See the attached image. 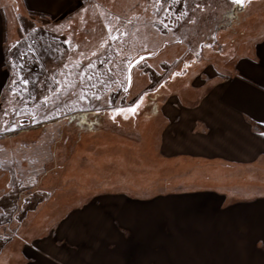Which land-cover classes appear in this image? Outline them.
Listing matches in <instances>:
<instances>
[{
  "label": "rangeland",
  "instance_id": "obj_1",
  "mask_svg": "<svg viewBox=\"0 0 264 264\" xmlns=\"http://www.w3.org/2000/svg\"><path fill=\"white\" fill-rule=\"evenodd\" d=\"M149 1L85 0L77 11L52 18L29 14L22 3L15 4L17 0L1 1L4 6L8 4L5 15L9 35L0 74V213L6 214L0 225L2 221L8 223L15 212L11 226L21 221L25 228L14 234L16 243L30 242L46 231L52 233L67 211L92 200L99 191L117 189L101 185L105 176L127 183L120 189L156 194L162 191L161 185H146L161 181L162 169L168 172L177 168L148 154L155 146L156 133L151 130H157L152 118L169 99L171 87L163 83L175 80L174 75H180L188 63L207 59L202 53L205 47L211 46L224 56L231 43L217 52L214 21L224 14L229 17L232 5L229 0H163L152 15ZM248 6L257 18L264 19V0H250L236 12L234 22L242 18ZM29 24L34 29L32 34H26ZM243 27L238 23L233 30L239 40ZM179 43L185 45L181 56L175 63H164L169 46ZM16 44L18 51L13 49ZM141 56L144 58L132 68V82L127 87L129 67ZM24 176L28 177L27 184L18 187ZM37 177L38 184L30 188L28 183L32 185ZM240 206L242 209L237 210H244L242 216L223 219L233 220L239 235L245 233V222L250 223L245 218V203ZM32 210L38 212L33 214ZM258 222L259 244L264 248V218L252 224ZM97 225L87 227L90 231L85 244L79 243L77 248L99 245L101 228ZM3 229L0 226L3 234L9 230ZM161 236L155 235L154 242H160ZM185 237L191 250H170L172 238L179 236L166 235V241L152 246V257L157 263L197 262L202 255L194 250L201 241L191 235ZM99 253L94 250L93 258L87 261L98 264ZM184 253L195 256L186 259ZM237 257L228 258L229 264H241L240 258L231 259ZM134 259L129 264H135ZM211 261L216 263L217 259L212 257Z\"/></svg>",
  "mask_w": 264,
  "mask_h": 264
},
{
  "label": "crops",
  "instance_id": "obj_2",
  "mask_svg": "<svg viewBox=\"0 0 264 264\" xmlns=\"http://www.w3.org/2000/svg\"><path fill=\"white\" fill-rule=\"evenodd\" d=\"M1 1L0 74L9 35L5 15L8 4L4 6ZM84 1L17 0L15 4L22 3L29 14L52 18L77 11ZM248 8L242 18L214 31L217 52L231 43L224 56L215 53L211 46L205 47L202 53L207 59L188 63L180 75H174L175 80L163 83L171 87L169 99L152 118L157 130H151L156 133L155 146L149 148L148 154L177 168L168 172L162 169L161 181L146 185L154 188L159 184L162 191L138 194L120 189L127 186L121 178L105 176L101 185L117 189L99 191L92 200L67 211L53 229L54 234L46 231L22 244L15 242L14 234L25 228L21 221L16 227L11 226L15 213L12 212L10 222L2 221L0 225L9 229L4 234L0 232V264H92L87 260L93 258L94 250L100 252L98 264H129L133 258L135 264H153L152 246L166 241V235L177 234L179 238H172L170 250H191L185 237L191 235L200 239V247L194 251L201 252L202 257L197 262L179 259L171 264H213L212 257L217 259L214 264H229L231 256H238L231 259L240 258L241 264H264V248L259 244L262 237L257 227L260 222L252 224L264 218V19L257 18L253 8ZM238 23L244 25L240 40L233 31ZM28 26L26 34L33 33L34 29ZM184 48L181 43L169 46L163 62L175 63ZM25 177L19 179L18 187L27 184ZM38 181L37 177L28 186L33 188ZM191 185V190H180ZM240 203H245V218L250 222H245V233L241 235L234 229L238 226L233 220L223 221L234 219L235 214L243 215L244 210H237L242 209ZM4 214L0 213V219ZM95 224L101 228L99 245L77 248L79 243L85 244L90 231L87 227ZM54 231L63 238L55 236ZM157 234L163 235L160 242H154ZM217 235L224 238L218 239ZM255 236L258 239H253ZM212 251L237 254L216 255ZM183 256L192 259L195 255Z\"/></svg>",
  "mask_w": 264,
  "mask_h": 264
},
{
  "label": "trees",
  "instance_id": "obj_3",
  "mask_svg": "<svg viewBox=\"0 0 264 264\" xmlns=\"http://www.w3.org/2000/svg\"><path fill=\"white\" fill-rule=\"evenodd\" d=\"M248 1H250V0H229L228 2L232 5V8H231L232 13H231V15L229 17L227 16V14H224L222 17H219V18H217L214 21L215 31H217L219 29H222V28L226 27L227 25H229L236 18V12L243 10L245 8V6L247 5ZM162 2H163V0H150L148 2V5H147L148 6V10L150 8V13L152 15L154 14V12H156L155 10H157L154 7H156V6H157V8L161 7L162 6ZM192 4H193V2H192ZM189 8H190V6H189ZM189 11L191 12V10H189ZM38 34L40 35L39 31H38ZM19 47L20 46H18L16 44L15 47H13V49L15 51H18L20 49ZM9 57L12 59V58H14V55L9 54ZM11 76H12V74H11Z\"/></svg>",
  "mask_w": 264,
  "mask_h": 264
},
{
  "label": "water",
  "instance_id": "obj_4",
  "mask_svg": "<svg viewBox=\"0 0 264 264\" xmlns=\"http://www.w3.org/2000/svg\"><path fill=\"white\" fill-rule=\"evenodd\" d=\"M144 56H141L139 58H137L134 62H132V64L130 65L129 67V74H128V86L129 87L131 85V82H132V77H131V71H132V68L134 67L135 64H137L141 59H143Z\"/></svg>",
  "mask_w": 264,
  "mask_h": 264
},
{
  "label": "snow or ice",
  "instance_id": "obj_5",
  "mask_svg": "<svg viewBox=\"0 0 264 264\" xmlns=\"http://www.w3.org/2000/svg\"><path fill=\"white\" fill-rule=\"evenodd\" d=\"M129 111H134V109H130Z\"/></svg>",
  "mask_w": 264,
  "mask_h": 264
},
{
  "label": "bare ground",
  "instance_id": "obj_6",
  "mask_svg": "<svg viewBox=\"0 0 264 264\" xmlns=\"http://www.w3.org/2000/svg\"><path fill=\"white\" fill-rule=\"evenodd\" d=\"M156 158V157H155Z\"/></svg>",
  "mask_w": 264,
  "mask_h": 264
}]
</instances>
